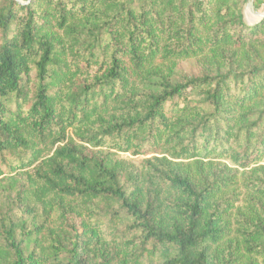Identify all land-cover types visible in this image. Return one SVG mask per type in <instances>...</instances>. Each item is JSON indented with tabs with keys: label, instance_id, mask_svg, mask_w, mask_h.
Listing matches in <instances>:
<instances>
[{
	"label": "trees",
	"instance_id": "trees-1",
	"mask_svg": "<svg viewBox=\"0 0 264 264\" xmlns=\"http://www.w3.org/2000/svg\"><path fill=\"white\" fill-rule=\"evenodd\" d=\"M0 264H264V18L0 0Z\"/></svg>",
	"mask_w": 264,
	"mask_h": 264
},
{
	"label": "rangeland",
	"instance_id": "rangeland-1",
	"mask_svg": "<svg viewBox=\"0 0 264 264\" xmlns=\"http://www.w3.org/2000/svg\"><path fill=\"white\" fill-rule=\"evenodd\" d=\"M247 8V9H246ZM264 12V2L261 3L260 7L258 9L254 8L253 0H242V15L243 20L248 25H253L262 19L258 17V14ZM179 67L184 72L190 73L192 69H195L198 67L197 61L192 60L188 62H182L179 64ZM123 157H127L128 159H131L130 155L128 154H121ZM142 157H133L131 160L134 161V163H138V161Z\"/></svg>",
	"mask_w": 264,
	"mask_h": 264
},
{
	"label": "water",
	"instance_id": "water-1",
	"mask_svg": "<svg viewBox=\"0 0 264 264\" xmlns=\"http://www.w3.org/2000/svg\"><path fill=\"white\" fill-rule=\"evenodd\" d=\"M259 15V18L260 19H263L264 18V12L263 13H260V14H258Z\"/></svg>",
	"mask_w": 264,
	"mask_h": 264
},
{
	"label": "bare ground",
	"instance_id": "bare-ground-1",
	"mask_svg": "<svg viewBox=\"0 0 264 264\" xmlns=\"http://www.w3.org/2000/svg\"><path fill=\"white\" fill-rule=\"evenodd\" d=\"M247 9V8H246ZM258 17H259V15H258Z\"/></svg>",
	"mask_w": 264,
	"mask_h": 264
}]
</instances>
